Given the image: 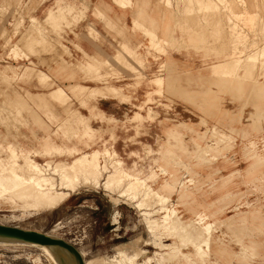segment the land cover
I'll return each mask as SVG.
<instances>
[{"label":"rangeland","instance_id":"1","mask_svg":"<svg viewBox=\"0 0 264 264\" xmlns=\"http://www.w3.org/2000/svg\"><path fill=\"white\" fill-rule=\"evenodd\" d=\"M187 1L160 0L156 18L139 11L129 27H116L102 12L98 18L118 39L113 54L100 57L69 40L78 36L86 5L0 0L1 224L63 238L85 264H264L263 6L228 0L238 14L241 58L211 68L234 43L227 22L207 15L209 21L207 10L222 18L231 11L226 0ZM87 34L99 36L90 23ZM173 49L201 54L202 66L177 70ZM57 87L65 100L49 99ZM84 153L106 159L109 169L122 166L156 195L137 207L147 187L136 195L79 185L59 190L63 201L46 208L32 192L5 185L9 166L23 156L55 165ZM175 219L193 236L184 246L168 229ZM6 243L0 264H54L33 244Z\"/></svg>","mask_w":264,"mask_h":264},{"label":"bare ground","instance_id":"2","mask_svg":"<svg viewBox=\"0 0 264 264\" xmlns=\"http://www.w3.org/2000/svg\"><path fill=\"white\" fill-rule=\"evenodd\" d=\"M187 0H185L186 2ZM191 0L187 1L190 2ZM192 1H195V0H192ZM191 1V3H193ZM202 1V0H200ZM209 1V0H208ZM223 1V0H222ZM240 4H243L245 0H237ZM196 3L198 2V0L195 1ZM194 2V3H195ZM205 2V0L203 1V3ZM207 2V0H206ZM242 2V3H241ZM246 2V1H245ZM190 3V4H191ZM202 3V2H201ZM211 3L212 1L210 2V6H211ZM226 6L223 7V11L226 12L225 9H229V12L230 14L228 15L227 12H226V15L222 18V17H219V13L215 14V13H212L207 10V14H206V18L208 19L207 15H209V17H216L219 18V19H223L225 20V23L228 24V27L230 26L231 29L229 28V33L230 34V39L232 40V43H234L231 46H229V52H223V54H218V56L216 57V61L212 64V67L211 68H215V66H220L222 67L221 65L226 62L227 64H235L237 63L236 60L238 61V59L241 58L240 55H238V53H240L239 51H237L238 46H239V42L236 38H238L239 34H240V31L238 29L239 27V24L237 23L235 17H236V14L237 12H233L232 11V5L231 3L226 0ZM189 4V3H188ZM189 4V5H190ZM207 4V3H206ZM209 4V3H208ZM227 4H230L227 6ZM246 4V3H244ZM255 4L256 6L258 5H261L262 4V10H264V0H255ZM184 5V4H183ZM188 5V6H189ZM213 5V4H212ZM185 6H186V3H185ZM243 6V5H241ZM187 7V6H186ZM184 8V6L182 7L183 11H186V13L188 12V10H185V9H189L188 7L187 8ZM244 7V8H243ZM243 12L244 14H250L251 15V11L249 10V7H245V5L243 6ZM209 8V5L207 7V9ZM225 8V9H224ZM246 8V9H245ZM181 9V10H182ZM204 9V8H203ZM202 9V10H203ZM180 11V10H179ZM209 11V12H208ZM221 11V10H220ZM238 11V10H237ZM181 12V11H180ZM181 12V13H182ZM200 11L196 12L197 15ZM203 13V11H201ZM205 12H206V8H205ZM222 12V11H221ZM185 13V15H186ZM193 13H195L193 11ZM195 13V14H196ZM224 13V12H223ZM180 14V13H179ZM191 13H189L188 15H190ZM222 13H220L221 15ZM183 15V13H182ZM202 15V14H201ZM204 15V14H203ZM212 15V16H211ZM194 16V15H193ZM199 16V15H198ZM198 16L197 17H192L191 19L195 18V19H198ZM222 16V15H221ZM238 16V14H237ZM258 16V15H257ZM264 16V15H263ZM173 15L171 14L169 16V18L172 19ZM191 17V16H189ZM202 20V17L199 16ZM252 16L249 17V19H252L251 18ZM183 18V16H182ZM204 18V17H203ZM211 18V19H212ZM248 18V16L245 18V20ZM187 19V18H185ZM184 19V20H185ZM194 19V21H195ZM206 19V20H207ZM210 19V18H209ZM208 19V20H209ZM217 19V20H219ZM169 20V19H168ZM189 20V18H188ZM205 20V21H206ZM216 20V21H217ZM183 21V20H182ZM193 21V22H194ZM198 20H196L195 22V25L198 24L197 22ZM204 21V20H203ZM210 21V20H209ZM207 21V23L209 22ZM221 21V20H220ZM187 22V25L185 24V26H182V29L184 31V29L186 28L187 26V29H188V26L190 24H188V21ZM192 22V20H191ZM192 22V23H193ZM201 22V21H200ZM199 22V23H200ZM222 22V21H221ZM191 23V24H192ZM214 23H215V20H214ZM181 24V23H180ZM203 24V23H202ZM209 24V23H208ZM212 24H213V20H212ZM222 23H220L219 25V22H218V25L221 26ZM222 24L223 25H226ZM194 23H193V26H195ZM210 25V24H209ZM215 25V24H214ZM217 25V27H218ZM243 25V24H242ZM193 26H192V29H193ZM201 27V24L199 25ZM204 26V25H203ZM185 27V28H184ZM196 28L198 27L195 26ZM197 28L196 30H199L201 28ZM216 27V28H217ZM227 27V28H228ZM180 28H181V25H180ZM179 28V29H180ZM191 28V25L190 27ZM208 28V27H207ZM220 28V27H219ZM218 29V28H217ZM242 29V27H241ZM240 29V30H241ZM244 29V28H243ZM195 29L191 30L192 31L191 33L194 34V33H197V32H194ZM202 30V29H201ZM200 30V31H201ZM206 30V29H205ZM208 30V29H207ZM216 31V29H214ZM214 30H212V32L210 31V33H215ZM246 30V29H245ZM199 31V32H200ZM243 31V30H242ZM180 31H178L179 33ZM182 32V31H181ZM186 33V29L184 31ZM182 32V33H184ZM202 32V31H201ZM209 32V30H208ZM207 32V33H208ZM190 33V32H189ZM190 33V36H192V34ZM188 34V33H187ZM200 34V33H197V35ZM220 34V33H219ZM208 35V34H207ZM243 35V34H242ZM45 36V35H44ZM182 36V35H181ZM184 36V35H183ZM195 36V35H193ZM234 36V37H233ZM241 36V35H240ZM187 37V36H186ZM186 37H183V38H186ZM211 37V36H210ZM244 37V36H243ZM194 38V37H192ZM197 38V36H196ZM200 38V36H199ZM198 40H201V38ZM217 38V36H216ZM234 38V39H233ZM178 39V37H177ZM180 39V38H179ZM182 39V38H181ZM180 39V40H181ZM207 39V38H206ZM206 39H202L203 40H206ZM179 40V41H180ZM184 40V39H182ZM191 40V39H190ZM189 40V41H190ZM196 40V39H194ZM197 40V41H198ZM210 40V39H209ZM214 40V38H213ZM217 39H215L214 41H216ZM230 40V41H231ZM193 41V40H192ZM226 41L229 42V40L227 39ZM239 41H242L241 39H239ZM191 42V41H190ZM195 44H196V41H194ZM207 42V41H206ZM199 43V42H198ZM231 43V42H230ZM231 43V44H232ZM245 43V42H244ZM242 44L241 46H244L245 44ZM41 44V43H40ZM121 44V43H120ZM226 44V42H225ZM224 44V45H225ZM203 45V44H202ZM223 45V43H222ZM226 46V45H225ZM240 46V48H241ZM194 47V46H193ZM197 47V46H196ZM214 47V46H213ZM246 47V46H245ZM222 48V46H221ZM264 48V45L263 47ZM46 49V48H45ZM257 49V48H256ZM261 49V48H260ZM259 49V50H260ZM223 51V50H222ZM220 52V51H219ZM245 52V51H244ZM133 53V52H132ZM222 53V52H221ZM260 53V52H259ZM131 54V53H130ZM245 55V54H244ZM133 56V55H132ZM247 56V55H246ZM116 57V56H115ZM122 57V56H121ZM120 57V58H121ZM135 57V56H133ZM255 58V57H254ZM119 60V59H118ZM258 61V60H257ZM102 62H105V63H109L110 62V59H104L102 60ZM127 62V61H126ZM239 62V61H238ZM223 69V68H222ZM214 70V69H213ZM216 71V70H215ZM226 71V70H225ZM254 72H258V70H252ZM219 72V71H218ZM245 72H248V70H245ZM243 73V74H244ZM258 88H261V87H258ZM61 95H60V94ZM51 96L52 98H54V96H61L64 100L68 97L67 94H65L64 92H52L51 93ZM118 160V159H117ZM114 164V163H113ZM8 179H10V183H6V187L9 188L11 191H14V190H17V191H30L32 192L33 194H35L37 196V205L39 206H46V208L48 207H55L57 205H59L63 199H64V193L63 192H59V190H62V189H67L68 191H71V190H74L77 186L79 185H85V186H92L94 188H99V186L102 185L103 189L105 191H109V192H113V191H118L120 189H123L124 192H132L133 194H138L143 188L147 187L146 184L140 180L138 177H135V176H132L130 174L127 173V171L122 167H116V168H112V169H109V166L107 165V160L106 159H103V161H101L99 159V157L97 156V154L95 153H84L81 155V157H78V158H74L70 161H67V162H58L56 163L55 165H51L49 162H46L45 164H39L38 162H36L35 160H33L32 158H30L29 156H23L22 157V163L21 164H17V163H13L9 166V177ZM0 182H6V178H3V177H0ZM47 182L50 184V186L48 188H46L47 186ZM128 182V184L125 185V183ZM57 184L60 186L59 188L57 187ZM78 189V188H77ZM49 190H56L54 191L53 195H46L45 192L46 191H49ZM156 195V192H154L152 189H150L149 187H147V191L145 193V195L143 196L142 200L140 201V203L137 205V207H141V206H145V205H148L149 202L152 200V198ZM116 199V198H115ZM116 201H118V199H116ZM179 219H175V220H171L169 223H168V229L169 231H171L174 235L175 238H177L178 240V244L180 246H184L185 243L189 240L190 237H193V236H190L187 232L186 229H182V228H177V225L179 224ZM46 234V233H44ZM48 235V234H47ZM51 236V235H49ZM10 243V242H16V243H26V242H21V241H17V240H10V239H2L0 238V243ZM6 243V244H7ZM8 243V244H9ZM27 244H33L34 246H36L37 248H39L41 251H43L47 256L48 258H50L54 264H59L58 261H59V258L61 260H64V263L65 264H72L71 260L69 259V257L67 256V254L63 251V250H60V249H54V248H50V247H47V246H43V245H38V244H34V243H27ZM199 250V246L198 245H193V250L196 251ZM201 253L200 255L201 256H204L205 255V252L203 250H200ZM81 254V253H80ZM82 256V254H81ZM83 263L85 264L84 260H83Z\"/></svg>","mask_w":264,"mask_h":264},{"label":"crops","instance_id":"3","mask_svg":"<svg viewBox=\"0 0 264 264\" xmlns=\"http://www.w3.org/2000/svg\"><path fill=\"white\" fill-rule=\"evenodd\" d=\"M76 6V8L80 6L86 5L85 15L81 21L78 22V26L75 29L77 32L75 37H69L70 41H76L78 45H80L86 52L98 54L100 57L110 56L112 53L111 46L113 42L118 39V36L115 35V32L109 30L107 25L103 22V20L99 19L103 12L107 18H110L116 27H129L131 25V18L139 11L145 12L148 18H156L157 10L159 9L160 0H130V6H123L122 0H65ZM164 2V0H163ZM162 5V4H161ZM78 6V7H77ZM163 10H167L164 5L162 6ZM92 24V26L97 30L99 36L97 39L88 36L87 34V25ZM158 23L155 24V27ZM76 35V34H75ZM173 35H177L175 32ZM115 39V40H114ZM70 51V50H69ZM73 51V50H72ZM72 54V52L70 51ZM113 54V53H112ZM171 55L176 61L177 70H181L183 68L189 69H198L202 66L204 59L201 54L196 53L195 51H191L188 49L185 50H175L171 51ZM41 76H44V72L42 70L39 71ZM65 92L62 87H57L52 89L48 93L49 99H52V92ZM60 94V93H59ZM61 95V94H60ZM99 101L105 99H98ZM97 100V101H98ZM63 106L62 104H59Z\"/></svg>","mask_w":264,"mask_h":264},{"label":"water","instance_id":"4","mask_svg":"<svg viewBox=\"0 0 264 264\" xmlns=\"http://www.w3.org/2000/svg\"><path fill=\"white\" fill-rule=\"evenodd\" d=\"M0 238L17 240L26 243H34L54 249H60L67 254L72 264H84L79 250L71 243L60 237L49 236L42 232L0 223ZM58 263L65 264L64 260H61L60 258Z\"/></svg>","mask_w":264,"mask_h":264}]
</instances>
